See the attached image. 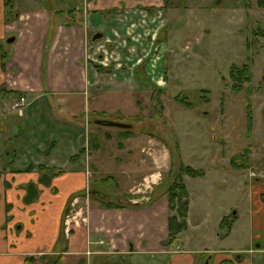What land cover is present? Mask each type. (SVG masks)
I'll list each match as a JSON object with an SVG mask.
<instances>
[{
	"label": "rangeland",
	"instance_id": "1",
	"mask_svg": "<svg viewBox=\"0 0 264 264\" xmlns=\"http://www.w3.org/2000/svg\"><path fill=\"white\" fill-rule=\"evenodd\" d=\"M74 4L81 7L79 0H61L55 7L67 10ZM163 7L151 13L128 7L105 17L102 13L95 16L100 21L94 23L89 33L86 54L112 70L99 74L85 96L44 93L36 99L25 92L26 105L23 114H19L11 106L21 95L7 92L0 77V171L5 173L15 164L24 166L35 161L33 154L29 156L21 148V140L36 154L38 147L51 145V134L58 125L79 128L82 140L87 142L89 135L96 132L101 149L80 153L77 168L81 163L86 165L88 190L94 188L103 193L106 201L127 205L132 186L140 194L148 191L143 187L148 185L150 173L155 172L159 178L155 194L164 193L177 171V166L173 172L170 170L173 158L204 171L205 175L192 181L190 187L192 228L184 235L186 246L214 249V258H226L219 264H249L248 258L241 261L230 251H246L264 244V36L253 33L264 24V9L256 0H168ZM97 31H102L104 37L93 42L91 34ZM159 33L162 42L157 40ZM15 34L7 30L0 40L1 54L7 53V58L11 57L13 44L8 40ZM114 41L118 46L111 45ZM151 59H155L157 70L150 65ZM235 64L251 67V81L239 92L231 88L230 70ZM139 69L146 74L149 85L141 82ZM202 95L210 101L203 102ZM185 96L194 101L193 108L178 101ZM77 100L81 102L73 103ZM84 108L88 109L87 117L77 112ZM32 113L41 128L48 126L42 134L37 130V121L31 118ZM97 119L129 124L137 135L123 140L129 150L119 145L121 127H98ZM30 129H35L33 136ZM244 150L250 153L249 167H234L231 157ZM71 151L76 152L74 148ZM151 157L159 159L158 166L151 167ZM83 193L76 200L69 198V210L72 203H77L76 207L85 213L98 203L97 198ZM225 210L235 220L239 217V221L232 237L221 245L207 231L208 225ZM205 214H211L213 219H209L210 215L204 220L201 232L200 227L193 225L201 222ZM2 217L1 207L0 223ZM68 221L70 229L64 231L66 235L75 224L74 220ZM195 257L198 264H206L208 259L203 252L195 253ZM170 260L187 264L177 254H170Z\"/></svg>",
	"mask_w": 264,
	"mask_h": 264
},
{
	"label": "crops",
	"instance_id": "2",
	"mask_svg": "<svg viewBox=\"0 0 264 264\" xmlns=\"http://www.w3.org/2000/svg\"><path fill=\"white\" fill-rule=\"evenodd\" d=\"M79 1L81 7L74 4L66 10L56 9L55 3H60L61 0H0V40L7 30L16 33L15 41L10 42L13 43L12 52L11 57L7 58L5 69L1 67L0 45V77L7 92L13 94L11 92L18 89L22 93H30L36 99L42 97L44 93L60 97L69 94L85 96L98 75L102 74L93 66V58L87 57L86 54L89 33L94 23L100 21L95 16H101L102 13L105 17L128 7L138 9L154 7L157 10L164 5V0ZM78 11L83 13L77 15ZM63 15L70 21H65ZM111 45L118 46L116 41ZM96 100L92 103H96ZM97 101L99 102V99ZM78 102L81 101H73ZM90 105L91 103L89 107ZM77 112L87 117L88 109L84 108ZM128 117L129 115L125 116ZM31 118L37 121V130L42 134L48 126L41 128L40 121L33 117V113ZM31 131L33 136L35 129H30ZM79 132V128L58 125L57 130L51 134V145L48 148L38 147L40 154H35V149H28L24 140L20 141L24 152L29 156L34 155L35 161L29 163L62 168L65 169V173L50 176L49 185L41 181V176L46 172L38 171L37 168L29 172L16 171L24 169L28 164L24 166L15 164L1 174L0 208L3 209V219L0 223V241L3 240L4 244L0 243V247L3 245L0 249V264H25L27 255L42 254H62V263L65 264H74L80 256L87 258V264H179L176 260L169 261L170 254H177L178 258H183L187 264H198L195 253L200 252L208 255L206 264H219L226 259L214 258L212 255L214 249L208 247L199 246L197 249L186 246L184 235L192 228L190 211L187 229L180 233L172 244H165L169 236V200L164 193L155 194L159 178L154 171L149 174L148 185L143 187L146 190L148 188L145 194L138 193L140 190L134 191L135 186L128 191V198L133 203H136V197L140 199L136 207L125 205L120 208H105L98 202L95 206L88 207L84 213L82 208L72 203L69 210V198L74 194L83 193L88 188L86 165L81 163L77 168L80 157L72 158L80 152V148L87 145V139L82 140ZM135 136L137 135L126 140ZM123 147L129 150L127 145ZM73 148L76 152L71 151ZM100 149L99 147L98 150ZM37 154L42 157H38ZM45 156H48V159ZM65 160L67 163H64ZM150 160L151 167L158 166V158L155 160L151 157ZM202 178H205V175L200 177L184 175L185 184L190 192V201L192 181ZM6 182L10 184L8 188H5ZM31 182L36 184L39 192L31 203H26L24 197ZM95 191L93 192H100ZM80 196L81 194L76 197ZM229 214L233 215L228 210L221 211L215 222L208 225L207 233L221 245L232 237L235 223L239 221V217L234 219L231 231L226 235L222 234L219 230L221 220ZM210 215H203V220L193 226L197 229ZM69 218L74 220L75 224H72L71 233L66 235L64 231ZM210 218L213 219L212 215ZM209 219L207 223L210 222ZM17 225L21 227L18 229ZM5 237L8 240H5ZM189 242H192L191 237ZM241 251L243 250L232 249L230 253L236 254L241 261L243 257L248 258L249 264H264L263 243ZM245 253L248 256H244Z\"/></svg>",
	"mask_w": 264,
	"mask_h": 264
},
{
	"label": "trees",
	"instance_id": "3",
	"mask_svg": "<svg viewBox=\"0 0 264 264\" xmlns=\"http://www.w3.org/2000/svg\"><path fill=\"white\" fill-rule=\"evenodd\" d=\"M168 0H164V5H166V2ZM257 5L264 9V0H256ZM144 9H147L148 11H153L154 7H143ZM164 8V7H162ZM106 12V11H105ZM107 12L110 13L109 10ZM253 33L258 35L264 36V24L260 27L259 30L254 29ZM162 37L160 36V33L157 36V40L161 41ZM7 53L1 54V67L2 69H5L6 63H7ZM95 69L99 72H108L110 73L112 68L111 67H105L99 63L93 62L92 63ZM139 78L141 82L145 85H149L150 81L147 79V76L145 73L142 72V69H139ZM230 78L232 81L231 88L235 92H239L244 89L245 83H249L251 81V67L248 66V64H244L242 66L239 65H233L230 70ZM250 88V87H249ZM251 90V89H250ZM12 93V92H11ZM16 95L23 94L22 92L13 91ZM203 99V102H209L210 99L206 95L201 96ZM179 99V98H177ZM181 103H185V106L187 108H193L194 101L187 100V96H185L183 99H179ZM97 120H103V119H97ZM110 121V120H109ZM123 123V122H122ZM126 124V123H125ZM98 127H104L105 125H102L100 123L96 124ZM135 133L132 130V128H120V131L118 133V136L120 138L119 145L122 147L123 140H126L127 138L134 136ZM109 136V135H107ZM100 145V139L96 132H92L89 135L88 138V145L87 147H82L80 149V152L76 155H74L72 158L79 157L80 153H84L86 150L88 152L93 149H98ZM177 158V157H176ZM231 163L236 168H247L250 165V153L247 150H244L243 152L237 153L231 157ZM177 166V167H176ZM177 168L176 174L173 175L171 178V183L165 188L164 194L167 195L169 200V210H170V216H169V236L167 241H165L166 245L172 244L178 237L180 233L185 231L188 227V216H189V208H190V192L185 184L184 175H188L191 177H200L204 175V171L200 169H196L190 165L177 162L175 159H172V164L170 170L174 168ZM37 168L38 170L44 172L49 171V174L52 175L51 177L59 176L63 173H65V169L62 168H54V167H46L45 165L39 164L35 165L33 163L27 165L24 169L16 170L18 172H29L33 169ZM3 171H0V177ZM111 178V177H108ZM107 178V179H108ZM113 178V177H112ZM95 189L90 188V190L87 189L90 193V197L97 198L100 206L105 208H120L124 207L126 204H120V203H114L112 201H106L105 198L101 195V192L94 193ZM83 194H86L85 191ZM80 195V194H76ZM74 197V196H73ZM151 200V199H150ZM137 206L138 203H133L132 201H128V204L126 206ZM9 207V206H8ZM174 212V213H173ZM234 221V216L228 215L225 216L220 223V228L225 229V233L227 234L232 229V222ZM239 259V258H238ZM39 260L45 261V263L41 264H62L63 255H52V254H42L39 257H36L34 255H30L25 257V264H34L38 262ZM74 264H87V258L84 256H80ZM222 264H230L229 262L225 261Z\"/></svg>",
	"mask_w": 264,
	"mask_h": 264
},
{
	"label": "water",
	"instance_id": "4",
	"mask_svg": "<svg viewBox=\"0 0 264 264\" xmlns=\"http://www.w3.org/2000/svg\"><path fill=\"white\" fill-rule=\"evenodd\" d=\"M103 37H104V33L102 31H97L92 35V41L93 42L98 41V40L102 39ZM14 40H15V37H11V38H9L8 41L13 42ZM96 121H97V123H100V124L105 125V126H117V127H121V128H129L130 127L129 124H125V123H121V122H114V121H109V120H96ZM41 181L44 184L49 185L51 178L48 174L44 173L41 176ZM38 192H39V190H38V187L36 186V184L34 182L29 183L28 188H27V194L24 197V201L26 203H31L35 199V197L38 195ZM136 203H140V200L136 201ZM20 227H21V225H17L18 229Z\"/></svg>",
	"mask_w": 264,
	"mask_h": 264
},
{
	"label": "built area",
	"instance_id": "5",
	"mask_svg": "<svg viewBox=\"0 0 264 264\" xmlns=\"http://www.w3.org/2000/svg\"><path fill=\"white\" fill-rule=\"evenodd\" d=\"M97 59V58H96ZM93 60H95L94 58H93ZM98 60V59H97ZM101 62V61H100ZM155 62V59H151L150 60V65L151 66H155V68H156V70H157V67H156V64L154 63ZM26 95H22L21 96V98L16 102V103H14L12 106H11V109L13 110V111H18V113L19 114H23V109H24V106L26 105V97H25ZM69 225H70V222L68 221V223H67V226H66V229H65V231H69V229H70V227H69Z\"/></svg>",
	"mask_w": 264,
	"mask_h": 264
},
{
	"label": "flooded vegetation",
	"instance_id": "6",
	"mask_svg": "<svg viewBox=\"0 0 264 264\" xmlns=\"http://www.w3.org/2000/svg\"><path fill=\"white\" fill-rule=\"evenodd\" d=\"M15 41V40H14ZM1 87V86H0Z\"/></svg>",
	"mask_w": 264,
	"mask_h": 264
},
{
	"label": "bare ground",
	"instance_id": "7",
	"mask_svg": "<svg viewBox=\"0 0 264 264\" xmlns=\"http://www.w3.org/2000/svg\"><path fill=\"white\" fill-rule=\"evenodd\" d=\"M20 99V98H19Z\"/></svg>",
	"mask_w": 264,
	"mask_h": 264
}]
</instances>
